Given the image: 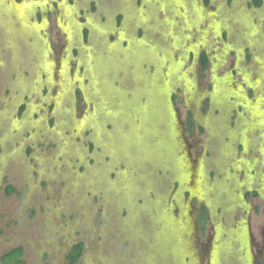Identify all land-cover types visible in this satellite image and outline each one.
I'll return each instance as SVG.
<instances>
[{"label":"rangeland","instance_id":"obj_1","mask_svg":"<svg viewBox=\"0 0 264 264\" xmlns=\"http://www.w3.org/2000/svg\"><path fill=\"white\" fill-rule=\"evenodd\" d=\"M259 1L0 0V256L257 264Z\"/></svg>","mask_w":264,"mask_h":264},{"label":"trees","instance_id":"obj_2","mask_svg":"<svg viewBox=\"0 0 264 264\" xmlns=\"http://www.w3.org/2000/svg\"><path fill=\"white\" fill-rule=\"evenodd\" d=\"M255 5H259V0H254ZM208 61L206 54L201 52L199 56V67L201 72H204L207 69ZM194 123L191 117V114L188 113V116L185 120L186 131L190 132L193 129ZM14 192V189L11 187L6 188V194L11 195ZM204 208L201 216V222H204ZM83 244L76 243L73 245L65 255V264H78L82 254H83ZM24 251L22 247L13 248L0 256V264H26L24 259Z\"/></svg>","mask_w":264,"mask_h":264},{"label":"flooded vegetation","instance_id":"obj_3","mask_svg":"<svg viewBox=\"0 0 264 264\" xmlns=\"http://www.w3.org/2000/svg\"><path fill=\"white\" fill-rule=\"evenodd\" d=\"M230 76V75H229ZM182 129H183V132H185L186 131V127H185V123H183V125H182ZM252 241V239H250V236H249V239H248V247H249V250H250V246H251V244H250V242ZM251 252V250L249 251V253ZM259 253H260V255H261V259H259L258 261H257V264H263L264 263V250L263 249H261L260 251H259ZM250 255H251V253H250ZM251 258H252V255H251ZM252 264H254V258H252Z\"/></svg>","mask_w":264,"mask_h":264}]
</instances>
